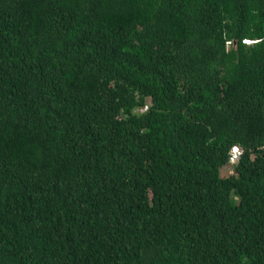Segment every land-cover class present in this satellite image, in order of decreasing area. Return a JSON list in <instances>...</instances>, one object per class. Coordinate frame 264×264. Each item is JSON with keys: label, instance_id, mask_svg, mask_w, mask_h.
I'll return each mask as SVG.
<instances>
[{"label": "trees", "instance_id": "obj_1", "mask_svg": "<svg viewBox=\"0 0 264 264\" xmlns=\"http://www.w3.org/2000/svg\"><path fill=\"white\" fill-rule=\"evenodd\" d=\"M0 264H264V0H0Z\"/></svg>", "mask_w": 264, "mask_h": 264}, {"label": "built area", "instance_id": "obj_2", "mask_svg": "<svg viewBox=\"0 0 264 264\" xmlns=\"http://www.w3.org/2000/svg\"><path fill=\"white\" fill-rule=\"evenodd\" d=\"M239 154H240V151L236 147H234L229 156V162L234 163L238 159Z\"/></svg>", "mask_w": 264, "mask_h": 264}, {"label": "rangeland", "instance_id": "obj_3", "mask_svg": "<svg viewBox=\"0 0 264 264\" xmlns=\"http://www.w3.org/2000/svg\"><path fill=\"white\" fill-rule=\"evenodd\" d=\"M137 111H138V110H137ZM139 111H140V110H139ZM228 173H229V172H228L227 168H223L222 171H221V174L224 175V176H225V175H228Z\"/></svg>", "mask_w": 264, "mask_h": 264}, {"label": "clouds", "instance_id": "obj_4", "mask_svg": "<svg viewBox=\"0 0 264 264\" xmlns=\"http://www.w3.org/2000/svg\"><path fill=\"white\" fill-rule=\"evenodd\" d=\"M234 147H236V146H234ZM234 147H233V148H234ZM233 148H232V149H233ZM236 148L240 151V149H239L238 147H236ZM232 149H231V151H232ZM231 151H230V154H231ZM239 155H240V154H239Z\"/></svg>", "mask_w": 264, "mask_h": 264}]
</instances>
